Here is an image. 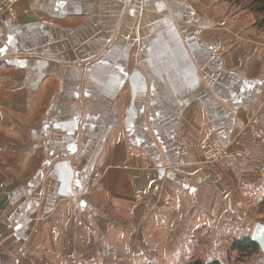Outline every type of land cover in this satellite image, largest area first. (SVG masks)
I'll list each match as a JSON object with an SVG mask.
<instances>
[{
    "label": "crops",
    "instance_id": "obj_1",
    "mask_svg": "<svg viewBox=\"0 0 264 264\" xmlns=\"http://www.w3.org/2000/svg\"><path fill=\"white\" fill-rule=\"evenodd\" d=\"M14 11L0 13V264L239 254L264 207L254 15L228 0ZM212 136L230 156L226 180L207 166Z\"/></svg>",
    "mask_w": 264,
    "mask_h": 264
},
{
    "label": "rangeland",
    "instance_id": "obj_2",
    "mask_svg": "<svg viewBox=\"0 0 264 264\" xmlns=\"http://www.w3.org/2000/svg\"><path fill=\"white\" fill-rule=\"evenodd\" d=\"M236 0H228L229 4L232 6H235L238 10L243 11V12H248L246 10H242L243 8H245L246 6H248V2L244 1V0H237L236 2H240V5H236L235 3ZM231 42H229V44H233L236 40V38H228ZM259 211H254L253 213L256 214L255 221L252 225V227H254V224L256 222H263L264 221V207L263 208H259ZM237 252V251H235ZM234 253V252H233ZM144 258H138V260H140V264H150V261L155 259V257H153V252H149V250H145L144 252ZM192 258H199L197 256H191V257H187L185 259H183L181 262H179L178 264H184L185 262H187L188 260L192 259ZM203 258V257H202ZM204 259V258H203ZM132 261V258L130 259ZM125 261V258L123 257H108L104 259V263L105 264H123ZM127 261V260H126ZM223 264H264V254L262 253V251L259 249L258 252L252 254V253H247V254H238V253H234V256L231 255L230 253L228 254L227 257L224 258L223 260Z\"/></svg>",
    "mask_w": 264,
    "mask_h": 264
},
{
    "label": "built area",
    "instance_id": "obj_3",
    "mask_svg": "<svg viewBox=\"0 0 264 264\" xmlns=\"http://www.w3.org/2000/svg\"><path fill=\"white\" fill-rule=\"evenodd\" d=\"M21 0H2L0 2V13L6 12L11 18H14L15 5ZM232 41V40H231ZM229 40V42H231ZM205 155L207 156V166L218 178L226 180L231 169L230 156L227 149L215 137H211L205 145ZM157 188L154 189V191ZM41 264H48L41 260Z\"/></svg>",
    "mask_w": 264,
    "mask_h": 264
},
{
    "label": "trees",
    "instance_id": "obj_4",
    "mask_svg": "<svg viewBox=\"0 0 264 264\" xmlns=\"http://www.w3.org/2000/svg\"><path fill=\"white\" fill-rule=\"evenodd\" d=\"M237 1V0H236ZM236 5H240V2H236ZM248 2V6L242 10H246L252 13L255 17V28L264 33V0H244ZM259 246L252 242L250 239L243 241H235L233 243V250H237L241 254L256 253L259 250ZM184 264H220L219 262H205L199 258H192Z\"/></svg>",
    "mask_w": 264,
    "mask_h": 264
},
{
    "label": "water",
    "instance_id": "obj_5",
    "mask_svg": "<svg viewBox=\"0 0 264 264\" xmlns=\"http://www.w3.org/2000/svg\"><path fill=\"white\" fill-rule=\"evenodd\" d=\"M251 241L256 243L264 254V224L257 223L255 225Z\"/></svg>",
    "mask_w": 264,
    "mask_h": 264
}]
</instances>
